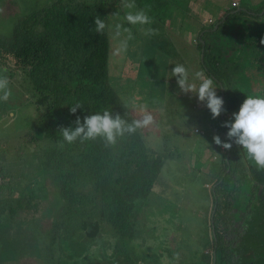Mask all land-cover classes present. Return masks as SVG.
I'll list each match as a JSON object with an SVG mask.
<instances>
[{"label": "trees", "instance_id": "1", "mask_svg": "<svg viewBox=\"0 0 264 264\" xmlns=\"http://www.w3.org/2000/svg\"><path fill=\"white\" fill-rule=\"evenodd\" d=\"M189 1L135 0V4L151 10L155 16V27H161L163 25L157 22L174 21L186 10ZM42 3H32L29 12L17 15V22L12 24L10 33L0 36V60L2 66H6V70L1 68L7 72L3 75L8 79L15 76L26 81L18 85L29 92L34 103L36 117L29 128L31 131L26 134L30 135L27 141L37 143L48 139L52 142L48 146L40 145L35 152L34 168L43 180H48L44 184L46 197H42L47 206L40 204L39 196L28 191L13 197L15 190L12 187L1 188L0 230L6 225L20 227L30 215V220L35 219V213H40V219L49 215L51 226L44 229L47 240L38 244L41 256L38 245L35 246L34 254L40 256L39 264H138L130 253L135 250L132 242L137 237L143 238L146 232L152 234L153 227L148 225L145 214L149 209V199L153 195L156 197L155 188L166 160L180 146L151 147L147 142V129L120 138L115 146L106 147L99 138L60 146L62 137L59 129H75L77 117L83 123L85 116L108 110L131 122L137 115L125 106L109 82L110 51L106 30L101 34L94 31L95 17L105 19V11L121 0H44ZM263 7L264 1L253 9L245 0L235 2L208 30L200 26L191 30L189 35L200 52L201 71L217 84V96L224 102V110L214 119L223 133L222 142L232 143L231 149L222 148V159L211 161L212 171L209 173L217 178L216 182L221 180V184L226 167L230 172L245 169V175L239 173V186H247L245 190L253 181L254 184H264V171L257 170L234 140H227L229 129L223 125L234 122L233 114L239 112L247 96H264V43H261L264 40V12L260 15ZM234 12L244 27L237 31L235 25L231 32L243 39L238 44L240 48L213 50L208 33L214 31L221 35L230 32L228 21ZM252 24L255 27L252 28ZM234 50L246 53L241 61L247 82L239 83V74V80L235 82L233 76H229L232 65L226 60L230 56L227 51ZM256 82L258 85L252 86ZM177 88V91H170L180 93L181 100L193 106L192 93L183 94ZM163 91L160 89V93ZM77 102L83 108L71 114L69 107ZM190 145L192 147L188 141V149ZM221 164L224 170H220ZM22 183L20 181L19 186ZM209 194L213 197L211 191ZM254 205L258 207L256 203ZM217 210L213 219L208 221L209 227L211 223L214 228L220 227ZM255 213V224L248 216L247 225L264 228L260 208ZM35 230L36 227H32L31 240L36 235ZM148 241H154L153 237ZM12 246L7 249L6 260L13 261L25 254Z\"/></svg>", "mask_w": 264, "mask_h": 264}, {"label": "rangeland", "instance_id": "2", "mask_svg": "<svg viewBox=\"0 0 264 264\" xmlns=\"http://www.w3.org/2000/svg\"><path fill=\"white\" fill-rule=\"evenodd\" d=\"M2 1L0 0V36L5 37L10 33L12 24L17 22V15L29 12L32 9V3H42L44 0ZM222 1L190 0L186 10L182 12V15H178L174 21L157 22L163 25L161 27H155V16L151 10L136 6V9L147 11L152 18L153 23L144 26L156 30L155 34L152 35H145L139 25L126 24L123 17L130 10L124 8L121 3L111 5L104 13L105 22L108 25L105 30L109 39L108 79L110 84L125 104L134 99L137 104H147L149 110L152 111L156 124L147 129V142L151 147L178 148L180 146L178 151L169 155L166 160L160 181L158 180L159 184L155 188L156 197L153 195L149 199V209L145 214L148 225L153 227L152 234L146 232L143 238L137 237L132 242L135 250L130 253L138 264H210V255L206 248H211L214 240L211 239L212 236H207L210 228L208 226L209 218L211 221L209 211L212 210L214 195L216 192L218 194L219 188L225 190L221 196L223 200H219V224L225 241L223 248L231 244L228 241L233 235L229 234L238 232L240 222L243 223L239 220L238 212H232L234 211L233 208L243 207L244 212L246 211L247 215L250 216L251 222L255 220V211L259 209L250 202L249 197L255 196L256 192H259V184L262 182L258 185L254 184V181L252 184L250 182L249 197L245 196L243 202L240 200V204L238 202L239 189L242 191L246 189L245 185L239 186V173L245 175V169L240 172H234V170L230 172V168L226 167L225 173L222 174V183L219 184V180L217 181L219 186L213 187L216 177L208 173L212 171L211 161L214 159V157L208 156L211 152L205 150L202 153L203 156L193 155L198 157V162L191 160L189 155L191 147L188 149V141H193V134H196L193 130L197 124V119L200 116L210 117L209 111L205 110L206 102H200L197 96L193 101V106H188L189 103L181 100L182 95L180 93L170 91L178 89L176 78L171 76L172 68L176 64L184 65L190 74V82L199 85V80L195 79V73L201 71L200 52L196 47L190 45L189 35L191 30H196L200 26L209 27L208 24H204L203 20L208 13H214L215 2ZM259 5L257 4L256 7L258 8ZM116 12L120 13L119 17H111ZM232 15L234 16L228 21L230 32L221 35L214 31L208 33L210 37L208 41L213 50L219 51L220 49H227L226 47L240 48L238 44L243 39H240L237 33L234 36L231 32L235 30V25L238 27L237 31L243 30L244 27L241 25L242 20L238 19L237 12L232 13ZM165 16L167 17V13ZM116 23H124L126 27H130L134 39L127 40V33H121L117 36L114 28ZM251 26L252 28L255 27L253 24ZM227 54L230 55L226 60L230 66L232 65L229 76H233V82L239 80L237 74L240 75L239 83L247 82L243 69L240 67L242 65L241 60L246 57V53L234 50V52L227 51ZM5 57L8 58L6 55ZM1 66L0 60V75L7 74L6 71H3L6 70V66ZM213 66L218 67L217 65ZM247 73L250 74L251 71L247 70ZM20 76L22 77V75ZM22 80V78L15 76L12 79L9 78L12 96L6 102L0 101V165L2 166L0 189L6 186L12 187L15 190L13 197L28 191L39 196L37 199L40 200V204L47 206L42 197H46L44 184L48 180H43L42 175L35 169L37 159L35 152L40 145L48 146L52 142L48 139L37 143L27 141L30 135L26 134L35 120L36 111L34 103L29 97V92L18 85V83L23 84L24 81ZM257 83L252 84V86L258 85ZM160 89H164L163 93H160ZM128 107L138 117L131 104H128ZM169 125L174 126L173 131L170 130ZM163 133V140H161L160 137ZM220 136H223V133ZM208 140L210 142L211 137ZM203 142L205 145H210L204 140ZM221 150L220 148V155L215 158L217 161L222 159ZM192 163H196V167L192 168ZM221 167L220 170H224L222 164ZM205 173L210 180L208 183L203 179ZM20 181L23 182L21 186H19ZM209 191L212 192L213 197L210 196ZM243 203L245 205H242ZM39 214H33L35 217L33 220H30L31 215L28 217V221L24 219L20 227L6 225V228L0 230V264L40 263L42 250L38 244L41 240H47L44 238V229L51 226L52 220L49 215L40 219ZM243 219L247 226L248 220L245 217ZM210 225L212 229V223ZM32 227H36V235L31 240ZM215 230L218 233L217 227ZM162 233H164V237H162ZM150 237H153L154 241H148ZM246 242L245 239L240 243L241 249L243 245L246 246ZM217 243L218 246L221 245L220 240ZM11 245L14 249L19 248L26 255L24 254L13 261L6 260L7 249ZM35 246L39 248L40 256L34 254Z\"/></svg>", "mask_w": 264, "mask_h": 264}, {"label": "clouds", "instance_id": "3", "mask_svg": "<svg viewBox=\"0 0 264 264\" xmlns=\"http://www.w3.org/2000/svg\"><path fill=\"white\" fill-rule=\"evenodd\" d=\"M124 8L130 11L126 12L123 20L127 25L141 26L145 35L155 34L156 30L145 28L144 26L153 23L152 18L144 9H136L135 0H121ZM136 9L135 11H131ZM120 13L116 12L111 17L117 18ZM106 19L96 16L94 19V31L101 34L108 27ZM214 23V22H213ZM211 24H208L210 27ZM115 34L127 33V40L134 39L131 28L126 27L124 23L114 25ZM264 43V40L261 41ZM171 76L175 77L179 89L185 93H192L198 97L202 103L206 102V107L210 110L213 119L218 118L222 111L223 100L217 96V84L214 80L200 71L195 73V79L199 80V85L190 82V74L182 64H176L172 68ZM12 96L9 86V79L6 75H0V101H8ZM131 104L132 109L137 112L138 117L129 122L121 115H113L112 112L104 110L102 113L90 114L84 117L83 123L77 117L75 129L61 127L59 134L62 137L60 146L65 143L73 144L77 141L84 143L86 141H95L102 139L105 146H115L120 138L135 134L138 130L148 129L155 126L156 119L147 104H137L135 100L126 102L125 106ZM83 108L82 104L77 102L69 107L71 114H75L78 109ZM162 111V109H161ZM234 122L225 123L223 126L228 128L227 140L235 142L246 153L247 158L256 166L257 170L264 171V96H247L241 105L239 112L233 114ZM195 131H199L196 129ZM202 133V131H200ZM217 146L225 150L232 148V143H224L218 135L213 137Z\"/></svg>", "mask_w": 264, "mask_h": 264}, {"label": "flooded vegetation", "instance_id": "4", "mask_svg": "<svg viewBox=\"0 0 264 264\" xmlns=\"http://www.w3.org/2000/svg\"><path fill=\"white\" fill-rule=\"evenodd\" d=\"M215 160V158H214ZM218 169V168H217ZM217 180V178H216ZM213 182V187H216L218 185V182ZM221 182V180H220ZM258 185V184H256ZM260 189L259 192L253 195L252 197H249L250 193L248 194V189L247 188L246 193L240 190V197H238V202L240 204V200L243 202V198L245 196L249 197L250 202L253 204H258V207L262 211V214L264 216V184H259ZM219 186V185H218ZM247 187V186H246ZM225 190L222 188H219L218 194L215 193L214 195V200L211 205V209L209 212V215L211 216V219H213L214 213L219 211V200L221 199V196ZM242 198V199H241ZM224 203V202H223ZM242 205H245L244 203ZM239 211L237 208H233L234 211L232 212H238L240 219L242 222H240V230L238 232H231L229 235H233L231 240L228 242L231 243L230 245L228 244L226 248L223 250V245H224V235L221 233L220 227H218V233H216L215 228L212 229L211 227L208 229V235L207 236H212L211 239L214 240L212 242L211 248H206L208 251L210 258H209V263L210 264H264V228H257V226H246L245 220L243 219L244 217L248 220V215L246 211L244 212L243 207H239ZM230 212V214H232ZM212 214V215H211ZM219 216H220V211H219ZM232 218V215H231ZM239 218V217H238ZM210 219V218H209ZM219 220V218H218ZM254 220V219H253ZM248 222V221H247ZM255 221H253V224ZM236 230V229H235ZM251 230V233H249ZM247 231V232H246ZM245 235H247L245 237ZM247 240L246 246H242V249L240 248V243L243 242L244 240ZM220 240V246H218V241ZM226 244V243H225ZM227 249V251H225Z\"/></svg>", "mask_w": 264, "mask_h": 264}, {"label": "crops", "instance_id": "5", "mask_svg": "<svg viewBox=\"0 0 264 264\" xmlns=\"http://www.w3.org/2000/svg\"><path fill=\"white\" fill-rule=\"evenodd\" d=\"M240 1H244V0H223L222 2H219V3L215 2L214 13L213 14L208 13V15L204 19H212V21L215 23L216 20L218 19V17L223 15L224 10L231 8V6L235 4V2L240 3ZM245 1H247L249 8L252 9V8H255L257 4H261L264 0H256V1L255 0H245ZM263 12H264V7L262 8L261 13H263ZM217 15H219V16L217 17ZM202 27H204V26H202ZM205 28L208 30L209 27H205ZM189 42L191 43L190 45H193L194 47H196V45L193 43L192 40L190 41V39H189ZM243 66H244V64H242L240 67L243 68ZM247 70H249V69H247ZM188 95H189V93H188ZM195 97L196 96L194 95V99H195ZM191 99L194 101L193 94L191 95ZM211 120H214L212 118V116H210V117L200 116L197 119V124L195 125L194 130H193L194 133H196V134H193V141L190 142L192 144V147L190 145L191 149L189 150V155L191 157V160H197L196 162H198V157H195L193 155L201 156L205 150H208L209 152H211V154L208 155L209 157L212 156L214 158H217L218 155H220V148L222 149L223 147L217 146L213 141V137L218 135L220 137L221 141H222L223 137L220 136L221 131H219V126H218L217 122H215V120L214 121H211ZM201 122H203V124H201ZM169 126H170V129L173 131L174 126L173 125H169ZM196 129H198L199 131H195ZM200 131H202V133H200ZM163 134L160 137L161 140H162ZM209 137H211L210 142L208 140ZM203 140L210 145H205ZM195 165H196V163H192V168L196 167ZM198 170H199V168H198ZM208 178H209L208 175L205 173V178H203V179L207 183L210 182V180H208Z\"/></svg>", "mask_w": 264, "mask_h": 264}, {"label": "built area", "instance_id": "6", "mask_svg": "<svg viewBox=\"0 0 264 264\" xmlns=\"http://www.w3.org/2000/svg\"><path fill=\"white\" fill-rule=\"evenodd\" d=\"M203 22H204V24H211V23H213L212 19H204Z\"/></svg>", "mask_w": 264, "mask_h": 264}, {"label": "water", "instance_id": "7", "mask_svg": "<svg viewBox=\"0 0 264 264\" xmlns=\"http://www.w3.org/2000/svg\"><path fill=\"white\" fill-rule=\"evenodd\" d=\"M201 56H202V54H201Z\"/></svg>", "mask_w": 264, "mask_h": 264}]
</instances>
